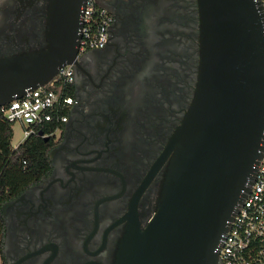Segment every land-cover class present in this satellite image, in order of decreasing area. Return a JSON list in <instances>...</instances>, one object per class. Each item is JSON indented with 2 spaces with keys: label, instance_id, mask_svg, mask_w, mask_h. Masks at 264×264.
<instances>
[{
  "label": "flooded vegetation",
  "instance_id": "flooded-vegetation-1",
  "mask_svg": "<svg viewBox=\"0 0 264 264\" xmlns=\"http://www.w3.org/2000/svg\"><path fill=\"white\" fill-rule=\"evenodd\" d=\"M51 0H0V56L47 46ZM103 47L78 53L67 120L44 136L49 169L4 188L0 264H117L134 219L155 213L170 157L150 176L195 96L198 0H100Z\"/></svg>",
  "mask_w": 264,
  "mask_h": 264
},
{
  "label": "water",
  "instance_id": "water-1",
  "mask_svg": "<svg viewBox=\"0 0 264 264\" xmlns=\"http://www.w3.org/2000/svg\"><path fill=\"white\" fill-rule=\"evenodd\" d=\"M85 0H51L47 46L0 56V106L75 63ZM195 96L150 176L169 157L160 201L117 264H220L223 238L264 150V12L258 0H198ZM43 135V131L39 132ZM46 139V138H45Z\"/></svg>",
  "mask_w": 264,
  "mask_h": 264
},
{
  "label": "built area",
  "instance_id": "built-area-1",
  "mask_svg": "<svg viewBox=\"0 0 264 264\" xmlns=\"http://www.w3.org/2000/svg\"><path fill=\"white\" fill-rule=\"evenodd\" d=\"M258 1L264 12V0ZM82 24L78 53L106 44L109 18L100 0H85ZM73 65L62 66L47 83L27 89L21 97L0 106L6 121L18 123L23 128L22 142L40 131H43L42 136L52 134L66 122V112L74 100ZM220 264H264V150L250 192L223 238Z\"/></svg>",
  "mask_w": 264,
  "mask_h": 264
},
{
  "label": "trees",
  "instance_id": "trees-1",
  "mask_svg": "<svg viewBox=\"0 0 264 264\" xmlns=\"http://www.w3.org/2000/svg\"><path fill=\"white\" fill-rule=\"evenodd\" d=\"M68 113V112H66ZM13 124L0 112V205L4 188L41 178L49 169V145L39 132L12 146Z\"/></svg>",
  "mask_w": 264,
  "mask_h": 264
},
{
  "label": "rangeland",
  "instance_id": "rangeland-1",
  "mask_svg": "<svg viewBox=\"0 0 264 264\" xmlns=\"http://www.w3.org/2000/svg\"><path fill=\"white\" fill-rule=\"evenodd\" d=\"M13 137H12V146H18L24 139V132L23 128L20 124L15 123L13 124Z\"/></svg>",
  "mask_w": 264,
  "mask_h": 264
}]
</instances>
